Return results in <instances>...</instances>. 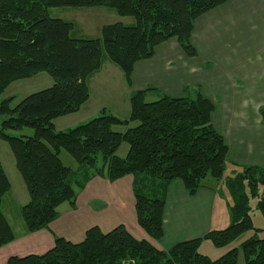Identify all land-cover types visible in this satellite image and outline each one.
I'll return each instance as SVG.
<instances>
[{"label":"trees","instance_id":"trees-1","mask_svg":"<svg viewBox=\"0 0 264 264\" xmlns=\"http://www.w3.org/2000/svg\"><path fill=\"white\" fill-rule=\"evenodd\" d=\"M229 0H0V96L16 81L46 73L53 85L32 94L15 107L13 97L0 101V141L14 158L28 202L20 208L25 234L47 230L59 218L58 208L75 200L94 177L113 183L132 177L138 227L155 242L163 238L165 196L172 181L182 182L194 196L206 182L224 186L228 193L230 223L223 230L180 242L159 251L136 240L123 226L107 233L88 229L77 244L54 237L53 247L42 255L11 257L6 264H264L263 229L253 226L250 201L264 221V169L229 165V148L211 124L213 104L200 92L193 97L161 96L145 102L146 91L129 97L130 113L121 120L101 114L66 131L54 121L76 114L89 100L88 79L102 66L103 57L117 66L127 83L133 66L149 60L157 46L175 39L188 58L197 52L191 44L195 22ZM55 8H106L120 18H133V26H104L96 39L72 38L71 22L52 18ZM261 113L264 114L263 110ZM136 126L130 127V124ZM125 127L122 132L113 128ZM31 129L32 137L7 132ZM128 145L124 158L116 153ZM69 154L77 172L64 166L59 154ZM228 167L229 175H226ZM213 180V181H212ZM11 189L0 162V249L16 236L1 204ZM238 247L216 260L199 253L202 242L225 248L245 234Z\"/></svg>","mask_w":264,"mask_h":264},{"label":"crops","instance_id":"crops-1","mask_svg":"<svg viewBox=\"0 0 264 264\" xmlns=\"http://www.w3.org/2000/svg\"><path fill=\"white\" fill-rule=\"evenodd\" d=\"M258 1L229 0L197 19L191 36L197 52L195 58L185 56L177 41L171 39L157 46L151 59L133 66L129 83L122 71L106 59L101 69L88 79L89 100L78 113L64 118H75L82 112L96 118L104 110L124 120L129 116V97L134 92L146 91L145 100L152 102L161 96L193 97L195 87L199 86L213 104L211 124L229 148V165L264 169V114L261 113L264 111V13L258 15V25L248 27L246 18L247 12L256 11ZM49 15L68 21L62 16ZM210 21H214L213 28L215 22L218 24L216 38L199 32ZM246 35H250L249 39L244 38ZM120 110L125 116L118 113ZM131 185V176L113 183L92 178L78 194L75 207L68 204L63 212L58 208L59 218L47 230L23 235L0 249V264H6L11 257L42 255L53 247L54 237L80 243L85 232L95 226L107 233L121 225L136 240H145L157 250L167 251L180 242L223 230L230 223L228 195L224 196L220 189L223 185L206 181L194 196H189L182 182L175 180L166 191L163 238L155 242L136 223ZM251 236L252 233L245 239ZM259 237L264 238V233ZM229 249L230 246L211 249L210 255L221 257Z\"/></svg>","mask_w":264,"mask_h":264},{"label":"rangeland","instance_id":"rangeland-1","mask_svg":"<svg viewBox=\"0 0 264 264\" xmlns=\"http://www.w3.org/2000/svg\"><path fill=\"white\" fill-rule=\"evenodd\" d=\"M256 4H258V5H255L256 11L255 10H254L255 12L250 11V12H247L246 14V18L249 22L248 27H250L251 24L256 25L258 15H261L262 13H264V0H259ZM88 9H96V10H88ZM78 11H81V12H78ZM49 13L55 17L62 16L63 18H66V20H68L67 22H72L74 26V30H73L71 37L76 38V39L100 38L101 28L104 26L113 25L115 23H121L124 26H133L135 24L133 18H129V17L120 18L113 11L106 9V8H84L83 10H74V8H55V9H50ZM259 19H261V17L258 18V21ZM213 25H214V21H210L206 25H203V30L201 29L199 32H203L206 37H208L209 34H211L212 38H216L218 24H216L215 22L216 28H213ZM249 37L250 35L244 36V38L246 39H249ZM102 61L105 62L106 58L103 57ZM52 85H53V80L46 73H41L33 78L13 82L5 90V92L0 96V101L13 97L14 100L11 106L15 107L20 101H22L27 96L44 91L50 88ZM196 92H200L203 95L199 86L195 87L194 95ZM109 93H115V92L110 91ZM248 95L250 96V94ZM99 96L100 94L97 93V98ZM204 97L207 98L206 96ZM112 99L114 100L116 98L113 97ZM145 102H151V101H149V99H146ZM122 112L123 110H120L118 113H121V116H125V113L123 114ZM91 118L93 119L94 117H88V115L82 112L81 114H78V116H75V118H64L63 117V118H59L54 123H55L56 130L63 129L64 131H66L67 130L66 128L68 129L75 128L79 125L84 124ZM134 126H136V123L130 124V127H134ZM113 129L117 132H122L125 130V127L117 126V127H114ZM7 134L13 137H22V136L32 137L33 131L31 129H22L21 131H15V132L9 131L7 132ZM127 151H128V145L126 143H122L116 155L119 158H124L127 154ZM59 159L61 163L64 166L68 167L72 172H77L79 165L75 162V160L69 154H67L64 151H61L59 154ZM0 162L3 166V169L8 177V180L11 186L9 193L3 199V202L1 204V209L9 225L11 226L16 238L20 239L23 235H26L22 220L20 218V208L28 202V196H27V193L25 191V188L22 184L20 177L18 173L16 172L14 158L10 152V149L8 145L2 141H0ZM226 175H229V169L226 171ZM207 180H211V179L206 178L204 181H207ZM220 189L224 196H226V194L228 195L227 190L224 186L220 187ZM76 200H75V204H76ZM75 204H74V207H75ZM255 205H256V200L252 199L250 201V207H251L250 216L252 219V223L255 228L262 229L264 228V221L261 217V214L255 209ZM67 206H68V203L61 204L59 206L60 212H63L65 210V207ZM250 234L251 233L240 238L237 242L230 244V248L238 247L241 241L245 239V237H248ZM211 249L212 251H216V250H219L220 248H215L210 242L204 241L203 244L200 246V249H199L200 251L199 250L198 251L202 255L208 254L209 256H211L210 259L212 260H216L220 258V257H217V255H210L212 254V251H210ZM237 260H238L237 261L238 264H245L242 253L238 254Z\"/></svg>","mask_w":264,"mask_h":264},{"label":"water","instance_id":"water-1","mask_svg":"<svg viewBox=\"0 0 264 264\" xmlns=\"http://www.w3.org/2000/svg\"><path fill=\"white\" fill-rule=\"evenodd\" d=\"M124 264H133L132 262H127V263H124Z\"/></svg>","mask_w":264,"mask_h":264}]
</instances>
